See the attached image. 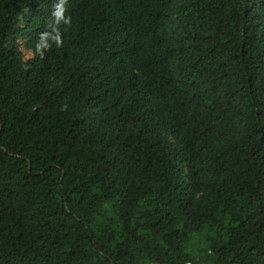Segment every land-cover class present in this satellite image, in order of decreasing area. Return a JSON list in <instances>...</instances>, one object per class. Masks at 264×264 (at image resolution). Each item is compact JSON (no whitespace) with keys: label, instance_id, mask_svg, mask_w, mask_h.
<instances>
[{"label":"trees","instance_id":"16d2710c","mask_svg":"<svg viewBox=\"0 0 264 264\" xmlns=\"http://www.w3.org/2000/svg\"><path fill=\"white\" fill-rule=\"evenodd\" d=\"M0 264H264V0H0Z\"/></svg>","mask_w":264,"mask_h":264},{"label":"rangeland","instance_id":"374dc122","mask_svg":"<svg viewBox=\"0 0 264 264\" xmlns=\"http://www.w3.org/2000/svg\"><path fill=\"white\" fill-rule=\"evenodd\" d=\"M21 39V37H19ZM20 50L22 51L23 55H24V59L27 60L28 58L31 57V54L29 51H27L24 47H23V43H22V39H21V42H20Z\"/></svg>","mask_w":264,"mask_h":264},{"label":"clouds","instance_id":"9594fccd","mask_svg":"<svg viewBox=\"0 0 264 264\" xmlns=\"http://www.w3.org/2000/svg\"><path fill=\"white\" fill-rule=\"evenodd\" d=\"M67 22V21H66ZM57 44H58V46H59V44H60V38H59V36L57 37Z\"/></svg>","mask_w":264,"mask_h":264}]
</instances>
